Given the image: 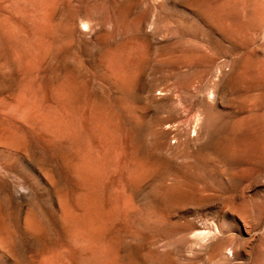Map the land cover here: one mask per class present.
Listing matches in <instances>:
<instances>
[{
  "label": "rangeland",
  "instance_id": "rangeland-1",
  "mask_svg": "<svg viewBox=\"0 0 264 264\" xmlns=\"http://www.w3.org/2000/svg\"><path fill=\"white\" fill-rule=\"evenodd\" d=\"M117 72L126 76L125 94ZM68 86L72 128L92 163L102 160L106 142L120 147L122 196L132 191L133 160L166 144L169 171L145 179L132 193L133 212L112 226L122 264H264V0H0V126L43 144L41 110L49 102L56 119H66L52 96ZM23 104L37 113L20 115ZM37 155L28 167L40 183L42 169H51L72 195L79 192ZM113 167L105 166L107 192ZM163 182L170 190L164 205ZM14 192L0 189L3 212L24 215L30 206L10 200ZM44 198L55 203L52 192ZM45 245L68 253L55 230ZM16 254L20 264H38L43 250L25 239Z\"/></svg>",
  "mask_w": 264,
  "mask_h": 264
},
{
  "label": "bare ground",
  "instance_id": "bare-ground-1",
  "mask_svg": "<svg viewBox=\"0 0 264 264\" xmlns=\"http://www.w3.org/2000/svg\"><path fill=\"white\" fill-rule=\"evenodd\" d=\"M44 25L46 28V24ZM46 29H44V31ZM229 37H231L230 42L232 44L237 43L234 36ZM120 72H117L116 81L120 91L125 94L129 86L125 79L126 76H124V78L120 75ZM52 97L55 98L56 101L59 99L61 100L67 118L56 119L55 115H53L50 110L51 104L49 102L46 103V107L42 108L40 113L41 122L45 129L43 144H37L38 146L36 144H27V141L14 130L0 126V189L6 188L7 186L13 187L15 192L8 193V198L13 200V202H27L30 206L24 215H6L0 203V264L6 262L20 264L16 250L19 241L25 239L37 242L41 246L43 254L38 264H122L120 249L121 240L118 234L112 231V226L117 221L126 220L133 212L132 205L134 202L132 193L144 183L143 181L145 179L148 177L154 180L162 179L161 176H165L167 171H169L170 158L165 151L166 144H158L160 150L155 146L149 148L145 159H139L137 157H134V160L132 159L133 168H131L127 176V183L132 191L128 195L122 196L123 194H120L122 190L119 185L121 183L119 182L121 175L118 170L120 166H117L120 165L117 161L121 153L120 147L117 144H106L107 142L105 143L103 141L105 143L104 145H106L105 152L103 156H101L102 153H100L102 160L99 161V164L94 165L91 158L79 143L78 138L80 137L77 136V131L75 128H72L71 116H76L77 114L73 88L68 86L62 93H56ZM121 100L124 105L128 103L123 97ZM19 108L20 110L18 112L22 116L28 113L29 110L34 115L37 113L35 105L23 104ZM100 108L103 110L102 107ZM126 108L127 106L125 109ZM133 112L135 111L133 110ZM101 114L103 115V111ZM101 114L99 115L102 116ZM133 117L135 120H140L142 113L136 110ZM101 118L102 117H98L99 122ZM108 118L110 117L108 116ZM108 118L106 116L105 119L108 120ZM205 119L207 120V118ZM107 120L104 121L106 125ZM110 122L112 123V120ZM111 125L112 124L109 126ZM112 130H115V127ZM100 132L103 136L105 135L104 137L106 138V134L108 133H105L104 126H100ZM107 132L109 131L107 130ZM113 135L117 136V134ZM113 135L112 139L115 140L116 137L113 138ZM108 139L109 137L106 138V141H108ZM83 142L86 144L85 141ZM96 149L99 150V148ZM133 150L136 152L138 147L134 145ZM38 152L42 154L39 157L41 160L49 159L53 161L63 170L66 178L72 180L76 184L79 190L76 195L71 194L67 185L51 169H42L41 174L44 182L43 184L39 182L38 178L34 176L28 167L29 162L38 161ZM158 155L164 157V164L158 162ZM108 161H112L114 165L113 181L110 183L112 192H107L106 190L107 176L105 173V166ZM126 171H128V169ZM6 175H10L14 178L13 183L10 182ZM160 186L163 191L160 199L164 205L169 202V184H164L163 182ZM127 191L126 189V193ZM46 192L53 193L55 203H50V201L44 198ZM152 196V199H157L158 192L154 190ZM52 230L57 231L64 241L68 252L65 257H62L60 253L55 252L45 245V241Z\"/></svg>",
  "mask_w": 264,
  "mask_h": 264
}]
</instances>
